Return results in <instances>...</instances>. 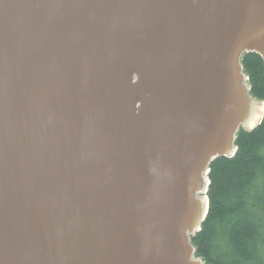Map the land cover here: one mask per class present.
Masks as SVG:
<instances>
[{"label": "water", "instance_id": "obj_1", "mask_svg": "<svg viewBox=\"0 0 264 264\" xmlns=\"http://www.w3.org/2000/svg\"><path fill=\"white\" fill-rule=\"evenodd\" d=\"M250 53L264 0H0V264H206Z\"/></svg>", "mask_w": 264, "mask_h": 264}, {"label": "trees", "instance_id": "obj_2", "mask_svg": "<svg viewBox=\"0 0 264 264\" xmlns=\"http://www.w3.org/2000/svg\"><path fill=\"white\" fill-rule=\"evenodd\" d=\"M251 93L264 102V60L244 55ZM238 153L210 165L209 213L192 238L206 264H264V121L254 131L240 130Z\"/></svg>", "mask_w": 264, "mask_h": 264}]
</instances>
